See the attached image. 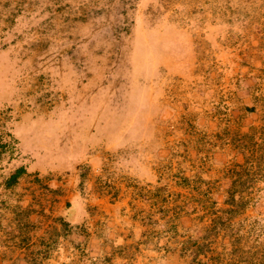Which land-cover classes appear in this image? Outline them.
<instances>
[{"label":"rangeland","instance_id":"rangeland-1","mask_svg":"<svg viewBox=\"0 0 264 264\" xmlns=\"http://www.w3.org/2000/svg\"><path fill=\"white\" fill-rule=\"evenodd\" d=\"M0 264H264V0H0Z\"/></svg>","mask_w":264,"mask_h":264},{"label":"trees","instance_id":"trees-1","mask_svg":"<svg viewBox=\"0 0 264 264\" xmlns=\"http://www.w3.org/2000/svg\"><path fill=\"white\" fill-rule=\"evenodd\" d=\"M239 166V165H238ZM25 173V169L23 167H20L18 169H16L14 171V173H12L9 178L6 180V186L10 187L12 185H14L17 180ZM243 183L241 182H237V181H233L232 185L230 187L231 190H233V192H237L240 191L241 186ZM240 187V188H239Z\"/></svg>","mask_w":264,"mask_h":264}]
</instances>
